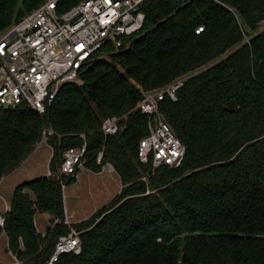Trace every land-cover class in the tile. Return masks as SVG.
Returning <instances> with one entry per match:
<instances>
[{
	"label": "trees",
	"instance_id": "16d2710c",
	"mask_svg": "<svg viewBox=\"0 0 264 264\" xmlns=\"http://www.w3.org/2000/svg\"><path fill=\"white\" fill-rule=\"evenodd\" d=\"M42 2L0 0V34ZM143 11L142 28L118 47L104 45L42 114L0 109V178L32 152L43 126L55 132L51 175L13 188L0 227L19 264H44L71 228L81 251L61 253L57 264H264V0H147ZM184 76L177 100L158 106L185 146L183 161L152 169L137 156L147 116L133 108ZM111 115L120 130L105 135L100 126ZM84 142V167L111 163L121 188L66 224L62 183L76 179L58 173L60 162ZM36 213L48 215L43 234Z\"/></svg>",
	"mask_w": 264,
	"mask_h": 264
},
{
	"label": "built area",
	"instance_id": "2783aa9c",
	"mask_svg": "<svg viewBox=\"0 0 264 264\" xmlns=\"http://www.w3.org/2000/svg\"><path fill=\"white\" fill-rule=\"evenodd\" d=\"M63 1L43 0L0 36V109L26 106L42 114L61 86L76 80L82 68L102 57L99 53L104 45L118 47L124 38L142 28L143 6L147 0H79L62 9ZM194 30L198 33L202 29L199 26ZM185 78H177L162 88L145 92L133 108L147 116L148 133L138 142L137 156L139 161L151 163L152 169L162 165L178 166L183 161L185 146L164 120L158 106L168 96L177 100L176 91L183 86ZM119 121L120 116H106L100 130L105 135L115 134L120 130ZM42 131L35 145L36 148L40 145L49 147L51 158L53 150L48 140L55 132L48 126H43ZM80 136L85 137L83 133ZM85 151V142L80 148L66 150L58 173L77 177L84 168ZM101 157L102 152H99L96 162L100 163ZM105 165L113 170L110 163ZM45 175H51L49 168ZM142 179L146 180V177L142 176ZM64 187L62 183V189ZM9 209L10 205L5 203L4 210L0 211V227L4 226V214ZM63 222L69 224L67 217ZM78 233L71 228L68 234L60 235L44 264H57L58 256L63 252L79 253ZM13 258L15 264L20 263L15 255Z\"/></svg>",
	"mask_w": 264,
	"mask_h": 264
},
{
	"label": "rangeland",
	"instance_id": "374dc122",
	"mask_svg": "<svg viewBox=\"0 0 264 264\" xmlns=\"http://www.w3.org/2000/svg\"><path fill=\"white\" fill-rule=\"evenodd\" d=\"M20 5V2H19ZM12 20L4 32L14 23ZM259 28L264 29V20L259 23ZM0 34L2 36L3 34ZM45 144V143H42ZM32 152L13 171L3 176L0 183V211L4 210L5 203L10 205L13 188L24 180L45 175L49 168L51 149L45 145L33 147ZM111 164V163H110ZM112 165V164H111ZM104 164L103 172H95L84 167L78 172L76 180L65 184L61 189L64 203L65 217L69 224L89 217L99 207L108 204L121 188V182L115 171H111ZM114 170V168H113ZM101 172V173H100ZM1 177L0 180L3 178ZM65 208L67 212L65 211ZM37 230L44 233L45 225L49 219L45 213H36L34 217ZM2 233V232H1ZM0 233V264H15V259L7 250L6 238ZM20 261V260H19Z\"/></svg>",
	"mask_w": 264,
	"mask_h": 264
},
{
	"label": "crops",
	"instance_id": "0c3cea01",
	"mask_svg": "<svg viewBox=\"0 0 264 264\" xmlns=\"http://www.w3.org/2000/svg\"><path fill=\"white\" fill-rule=\"evenodd\" d=\"M40 147V146H39ZM105 170V169H104ZM104 170H102V172L104 171ZM111 171H114V170H111ZM101 173V172H100ZM4 179V177L0 180V183H1V181ZM65 211L67 212V210H66V208H65ZM68 213V212H67ZM47 215V214H46ZM47 217H48V215H47ZM35 226H36V224H35ZM1 234H4L5 235V233L4 232H2ZM5 238H6V244H7V237H6V235H5Z\"/></svg>",
	"mask_w": 264,
	"mask_h": 264
},
{
	"label": "water",
	"instance_id": "95a60500",
	"mask_svg": "<svg viewBox=\"0 0 264 264\" xmlns=\"http://www.w3.org/2000/svg\"><path fill=\"white\" fill-rule=\"evenodd\" d=\"M56 176H57V173H53L52 174V177L55 179L56 178Z\"/></svg>",
	"mask_w": 264,
	"mask_h": 264
}]
</instances>
